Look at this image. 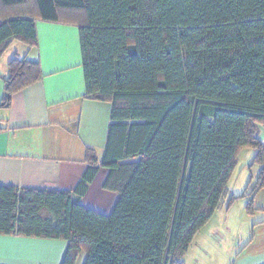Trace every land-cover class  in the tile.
<instances>
[{
	"label": "trees",
	"instance_id": "obj_1",
	"mask_svg": "<svg viewBox=\"0 0 264 264\" xmlns=\"http://www.w3.org/2000/svg\"><path fill=\"white\" fill-rule=\"evenodd\" d=\"M68 14L84 97L112 105L105 150L88 149L74 190L0 185V235L66 241L62 264L82 252L83 264H185L241 149L260 171L229 205L246 198L253 213L264 189V0H0V59L15 40L38 45V19ZM42 77L39 61L13 58L2 106ZM101 168L119 194L107 215L82 204Z\"/></svg>",
	"mask_w": 264,
	"mask_h": 264
},
{
	"label": "crops",
	"instance_id": "obj_2",
	"mask_svg": "<svg viewBox=\"0 0 264 264\" xmlns=\"http://www.w3.org/2000/svg\"><path fill=\"white\" fill-rule=\"evenodd\" d=\"M68 16L61 22L38 19V45L15 40L0 59V185L74 190L88 168V149L102 159L112 105L84 97L80 30L76 16ZM17 56L39 61L43 77L2 106L10 62ZM108 174L101 168L82 199L85 207L106 215L119 198L104 189ZM263 193L256 195V205ZM67 249L62 240L0 235V264H62ZM85 259L82 252L76 264Z\"/></svg>",
	"mask_w": 264,
	"mask_h": 264
},
{
	"label": "rangeland",
	"instance_id": "obj_3",
	"mask_svg": "<svg viewBox=\"0 0 264 264\" xmlns=\"http://www.w3.org/2000/svg\"><path fill=\"white\" fill-rule=\"evenodd\" d=\"M261 137L264 139V129ZM253 156V149H241L229 196L195 236L184 256L185 264H264V193L253 213L247 209L246 198L229 205L232 194H243L251 176L259 170L258 165L250 168ZM47 248H51V242H47Z\"/></svg>",
	"mask_w": 264,
	"mask_h": 264
}]
</instances>
